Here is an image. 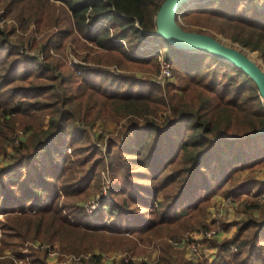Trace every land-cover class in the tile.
I'll return each instance as SVG.
<instances>
[{"label": "trees", "instance_id": "obj_1", "mask_svg": "<svg viewBox=\"0 0 264 264\" xmlns=\"http://www.w3.org/2000/svg\"><path fill=\"white\" fill-rule=\"evenodd\" d=\"M162 1L0 0V213L7 216L0 252L28 238L57 241L64 253L84 256L81 264H102L95 249L133 250L136 241L109 236L113 241L104 242L98 227L76 224L64 212L75 208L81 191L76 177L60 184L62 156L55 145L61 139L80 141L87 132L78 127L91 130L98 118L124 121L117 131L121 137L107 139L102 156L93 146L75 148L74 155L85 156L65 157L64 172L83 169L81 180L87 179L107 160L114 201L105 211L123 223L130 220V235L140 242L159 240L156 264H189L168 240L216 225L206 224L212 196L231 195L234 185L264 190L253 179H236L264 161V133L250 136L261 129L264 108L246 74L208 54L176 50L156 36L151 37L162 43L167 59L181 55L173 63V80L158 85L133 73H156L159 66L154 57L132 56L116 39H127L130 48L148 39L143 32L155 30ZM202 1L177 17L196 32L218 34L257 52L264 64V0ZM99 20L109 27L88 29V23ZM17 31H29L31 40L18 38ZM42 31L41 54H30L27 48H38L35 35ZM80 45L85 49L81 58L92 65L68 67L52 56ZM77 68L80 76H75ZM126 84L143 89L133 92L123 88ZM17 169L26 174L8 183L6 174ZM244 206L243 219L231 224V237H203L202 245L225 264H264V204ZM229 225L219 228L226 233ZM92 239H99V246ZM38 256L32 264H45ZM114 264L144 263L121 258Z\"/></svg>", "mask_w": 264, "mask_h": 264}, {"label": "rangeland", "instance_id": "obj_2", "mask_svg": "<svg viewBox=\"0 0 264 264\" xmlns=\"http://www.w3.org/2000/svg\"><path fill=\"white\" fill-rule=\"evenodd\" d=\"M202 0H196L195 2H192L190 4H185L181 8V12L185 10L186 8H193L194 6L198 4H202ZM177 21L180 25L184 26L186 29L190 31H194L196 29L195 26H186L180 19V17H177ZM6 23L10 24L12 21L7 20ZM2 24V23H1ZM0 24V26H2ZM88 26V29H92L95 27L96 29L98 27H109L106 23L99 20L97 22H90ZM35 28V27H34ZM33 28V29H34ZM53 30V29H51ZM47 31V30H46ZM42 31L39 35H35V41L37 42L35 45V48L37 49H30V54L33 52H37L41 54L40 46L42 45L43 37L45 36V32ZM55 30H53L54 32ZM29 31H26L24 34L20 31L16 32V35L25 39L31 40V34L29 35ZM146 35H149L148 39H141V42L138 43L134 48H130L127 39H116L117 42H119L126 51L131 54L134 57L140 58V59H147L154 57L155 61L158 63L159 69L156 73H142L141 71L133 72L135 76L138 78H153L152 81L158 85H163L165 82H170L173 80V71L172 67H174V61L179 59L181 57L180 54H174V56L169 59L165 56V49H163L162 43L155 39L154 37H151V32H143ZM53 42L56 43L60 40V37H57L56 34L54 35ZM214 37H216L218 40L222 41L224 44L229 45L234 48H240L245 54L249 55L250 57L254 58L256 61V58L258 59V64L263 68L264 64L262 63L260 57L258 56L257 52H250L249 50L242 48L237 43H234L230 41L229 39L215 34ZM115 38H112L114 40ZM11 42L16 41L15 37H11ZM89 45V44H88ZM92 46V45H91ZM75 50H72L71 48H65L62 54H56L54 53L52 56L59 59L62 63H64L66 66H71L74 63H80V66H90L92 64L86 62L84 59L81 58L82 54L84 53L85 49L80 46H75ZM253 53V54H252ZM34 54V53H33ZM38 56H41V55ZM255 54V55H254ZM256 57V58H255ZM177 58V59H176ZM75 61V62H74ZM261 63V64H260ZM167 64L170 68V76L166 79H162L159 77L160 68L161 65ZM111 68L108 66V69ZM264 69V68H263ZM113 74H118L119 71L117 69L112 68ZM123 72V71H122ZM76 75L80 76V72L77 68L75 70ZM114 83L111 82L108 86L109 90L113 89ZM126 86V87H125ZM123 86V88H129L133 92H138L140 89H143V87H136L132 84H126ZM159 114V113H158ZM98 122L95 124L94 128L91 130H86L85 127H78V130L80 132L84 131L87 132V135L81 138L80 141L77 142H70L68 144H65L62 142L61 144H56V150L61 154L62 158L58 162V166L62 169L59 177V182L61 184L62 179H70L71 177H76L78 182L76 185L78 186V190L81 191L79 201L76 203L75 208H71L67 211H64L68 219L74 223L79 224H88L95 227H98L101 232H99V235H102V241L106 242L110 237H117V236H123L127 239H132L136 241L135 247L130 252L128 250L123 249H107L102 248L103 251L100 252L97 249L93 250V254H100L103 257L102 264H114V262L120 260L121 258H126V260H132L134 263H140L143 262L144 264H153L152 259L157 258L159 250L157 251L154 247L156 245V242H140L137 239V236L132 234L130 235V227L132 226V223L130 220H127V222L123 223V220H120V218L111 216L107 213L106 208L109 205L113 204L114 196H112L108 190L111 185V179H110V172L108 170L107 166V160H104V165H101L96 169L95 175L90 176L87 179L81 178L85 175L83 173V169H76L73 173H65L64 169L66 168V160L65 159H81L85 155H74L73 150L75 148L80 149H88L89 146H93L96 148L100 155H104L105 152L108 149V141L107 139L110 138V140H113L114 138H120L121 136L117 133L119 130L121 124L124 121L115 122L108 118H98ZM99 131H102L104 134L101 135ZM22 129L17 130V134L21 133ZM112 132V133H111ZM109 134V135H108ZM25 135L23 134L21 137L23 138ZM99 136H103V139ZM128 139V138H127ZM99 140V141H98ZM126 138H121L119 146H123L125 143ZM60 141V140H59ZM90 143V144H89ZM60 156V157H61ZM67 157V158H65ZM26 174V171L23 169H17L13 172H9L6 174V181L9 183V181H17L22 177L21 175ZM253 179L252 184H261L264 186V161L259 164L252 166L250 168H247L246 170H243L237 175V178L239 181L244 178ZM233 192L231 195H221L216 194L210 198L208 201L209 203V213L206 217V224H209L211 221L215 222L216 225L210 228V230H218L217 235L214 236V238H217L218 240H222L223 238H229L234 232V227L231 226L233 221L241 220L243 219V210L246 208L244 205H253L256 204L262 205L264 204V190L261 192H253L249 188H239L234 185ZM229 198V201H225L226 198ZM161 197H159V200ZM161 201V200H160ZM92 204H97V208L94 210L89 211L90 206ZM258 206V205H257ZM250 211V210H248ZM253 215H257L256 210H252ZM6 215L0 213V250L2 239H4L3 236V230L2 225L6 222ZM78 224V225H79ZM221 224H230L229 229L226 233L222 232V228H219V225ZM117 233V234H116ZM201 232L194 231L190 233H183L182 238H184V241H188V244L185 246V249H178L182 250L184 258L188 261L189 264H225L224 261L221 259H218L220 257L215 256V250H207L202 244H203V236L201 234H198ZM93 243H96L97 246H99V239H92ZM113 241V239H110ZM196 246L197 252L194 254L193 251L190 250L192 246ZM60 243L57 241H53L51 243H48L45 240H40L36 238H28L25 240L24 243L19 245L17 248H7L3 249L0 252V262H3L5 264H32L34 257L37 255L39 259H42L44 257L45 264H81L82 258L84 256H79L77 254H70L64 253L60 247ZM183 246V245H181ZM231 246V250H232ZM233 251V250H232ZM46 255V257L44 256ZM41 255V256H40ZM86 257V256H85ZM43 259V260H44ZM37 264V263H35Z\"/></svg>", "mask_w": 264, "mask_h": 264}, {"label": "water", "instance_id": "obj_3", "mask_svg": "<svg viewBox=\"0 0 264 264\" xmlns=\"http://www.w3.org/2000/svg\"><path fill=\"white\" fill-rule=\"evenodd\" d=\"M196 0H163L159 5L155 18V30L152 36L165 40L172 48L190 53H203L222 60L248 76L256 85L264 108V70L254 60L250 59L240 48L224 44L208 34L184 30L178 24L176 17L185 4ZM264 133V123L260 130L254 131L250 136Z\"/></svg>", "mask_w": 264, "mask_h": 264}, {"label": "built area", "instance_id": "obj_4", "mask_svg": "<svg viewBox=\"0 0 264 264\" xmlns=\"http://www.w3.org/2000/svg\"><path fill=\"white\" fill-rule=\"evenodd\" d=\"M90 23H88L87 25L88 26H90L89 25ZM75 62V61H74ZM77 62V61H76ZM170 76V68H169V66L167 65V64H165V65H161V68H160V73H159V77L160 78H162V79H166V78H168ZM225 201H229V198L227 197L226 199H225ZM97 204H92L91 206H90V209H89V211H91V210H94V209H96L97 208ZM217 233H218V230H207V231H205V232H201V233H198V234H201L203 237H214L215 235H217ZM168 242L174 247V248H177V249H185V246L188 244V241H184V238H172V239H170V240H168ZM181 245H183V246H181ZM185 245V246H184ZM190 250L191 251H193L194 252V254L197 252V250H196V246L194 245V246H192L191 248H190ZM232 250L233 251H235V252H237V250L234 248V246L232 247ZM79 256H82V255H79ZM157 258H153L152 259V263L153 264H156L157 263Z\"/></svg>", "mask_w": 264, "mask_h": 264}, {"label": "bare ground", "instance_id": "obj_5", "mask_svg": "<svg viewBox=\"0 0 264 264\" xmlns=\"http://www.w3.org/2000/svg\"><path fill=\"white\" fill-rule=\"evenodd\" d=\"M247 55V54H246ZM250 59L254 60V58L250 57L249 55H247ZM256 58V57H255ZM255 61V60H254ZM256 62H258V59L256 58ZM261 64V63H260ZM264 68V67H263ZM264 70V69H263Z\"/></svg>", "mask_w": 264, "mask_h": 264}]
</instances>
